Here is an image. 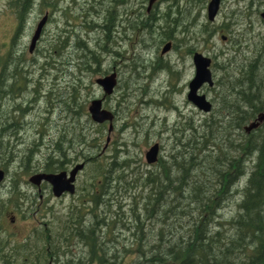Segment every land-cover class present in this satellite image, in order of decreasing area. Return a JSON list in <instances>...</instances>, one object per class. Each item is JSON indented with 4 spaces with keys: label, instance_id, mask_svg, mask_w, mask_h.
<instances>
[{
    "label": "trees",
    "instance_id": "obj_1",
    "mask_svg": "<svg viewBox=\"0 0 264 264\" xmlns=\"http://www.w3.org/2000/svg\"><path fill=\"white\" fill-rule=\"evenodd\" d=\"M86 1L87 8L75 11L85 24L73 25L74 61L67 79H61V68L51 71L42 62L33 83L11 81L16 92L24 89L25 94L20 98L11 91L7 98L4 64L25 59L0 53V168L8 171L16 162L14 169L19 165L25 174L38 168L50 172L81 157L90 172L84 200L64 215L46 207L41 226L21 244L10 245L0 225V264H264V119L249 132L244 129L264 113V37L251 41L249 29L232 31L229 55L219 51L220 64H212L218 72L213 73L211 112L197 126L184 117L168 128L166 154L152 168L142 158L133 159L126 143L112 145L113 159L103 163L99 137L91 134L103 125H96L85 109L93 93L92 76L106 72L100 67L103 53L114 50L111 44L118 37L129 42L134 36L132 48L157 52L165 39H175V46L182 39L188 44L197 39V31L207 40L213 30L197 18L205 0H172L164 13L167 25L147 34L134 29L129 11L119 17L118 5L125 0ZM196 4L197 14L192 13ZM99 18L102 24L94 20ZM120 19L124 29L117 26ZM79 28L95 37L83 36ZM175 33L182 38H174ZM157 63L169 75L177 73L172 62ZM46 79L50 85H44ZM81 87L91 88L83 102ZM33 112L37 116L30 122L26 117ZM32 123L34 132L25 133ZM52 126L56 136L48 146L43 139ZM143 131L135 135L147 143L150 130ZM94 132L103 136L101 130ZM21 189L14 172L0 214L11 202L20 215L36 213L32 204L37 196ZM23 199L24 208L19 204ZM231 200L232 212L225 216L222 211Z\"/></svg>",
    "mask_w": 264,
    "mask_h": 264
},
{
    "label": "rangeland",
    "instance_id": "obj_2",
    "mask_svg": "<svg viewBox=\"0 0 264 264\" xmlns=\"http://www.w3.org/2000/svg\"><path fill=\"white\" fill-rule=\"evenodd\" d=\"M70 1V0H69ZM172 0L165 1L164 3H160V8L164 9L169 7ZM248 1V0H246ZM86 0H76V2L69 3L73 16V22L75 23L82 22L83 20L79 16H75L79 13L80 7L87 8L88 5L86 4ZM180 2V0H179ZM208 0L204 1V7L200 8L199 16L197 15L198 21H204L209 24V28L213 30V33L208 37L207 40L203 39L202 36L197 34V39H189L187 42L191 45H193V50L199 51L203 53L204 55L211 58V64L210 69L213 73L218 72V70H214L212 68V64L217 62V65H219L221 61L220 53L223 54V56L229 55V51L232 49L231 45V33L232 31L236 32H242V31H248L246 30V27L249 26V31L247 35L251 37V41H253L252 38L261 40V37H264V20L260 17L258 11L260 12L263 10V5L258 3L256 0H249V9H248V15L244 14L242 8L244 4L242 1L239 0H222L219 12L215 18L214 21L210 22L207 20L206 16V4ZM127 6H132V0H127L126 3ZM202 5V3H201ZM200 5L196 4L193 8L192 13L197 14V9ZM120 7V4L118 5ZM258 8L257 12L253 15H250V8ZM36 14L42 15L44 11L48 8L46 6H42L41 9H38V6H35ZM122 11V8L119 9ZM1 11H8V6L5 5V3L0 1V53L2 54L6 46L8 44V40L12 38L13 27L17 24V21L10 18V20H3V16L1 15ZM232 11L239 12L235 13L236 15H232ZM33 13L30 18L28 19L29 22H32V18L34 17ZM119 13V17L121 16V12ZM188 14V13H187ZM59 17V13L57 14ZM230 15V16H229ZM232 15V16H231ZM250 16L252 25H248L250 22ZM194 18V17H193ZM191 18V19H193ZM97 23L102 24V19H94ZM28 22V21H27ZM55 22L51 24L54 25ZM135 23V22H134ZM240 23V25L235 26L233 24ZM229 24V25H228ZM195 24H193L190 28H195ZM9 28V32L6 31V29ZM79 33H81L83 36L90 38L95 37V34L93 32L87 33L79 28ZM220 30L217 34L216 31ZM118 32V31H117ZM115 32V33H117ZM158 33V32H157ZM103 33L100 34L102 36ZM221 34H225L226 38L224 39V42L221 40ZM114 35V34H113ZM194 35V33H193ZM29 27L26 23V25L23 27L19 35L16 37V42L14 47H18L19 45L29 44ZM172 37V36H171ZM135 38L134 36L131 37V39L128 41H121V39L118 37L115 44H111L114 46V50L109 53H103V61L100 65L102 67L103 71H106L105 73L108 74L112 71H115L117 74V78L119 79L118 84L119 88H115L113 93L110 95L104 96L103 99V107L107 110H113L117 112V118L114 131L111 133H108L106 126H100V129H97L96 127H93L91 130L92 137H99V150L101 152V160L103 163H107L110 160H112V153H111V146L115 145L116 148L123 147L122 144L126 143V149L127 151L132 155V158L137 160L139 158H142L145 164H147L150 168H152V164H148L145 161L144 158V152L148 149V147L153 144L154 142H158L160 146V153L159 156H164L166 154L167 150V141H166V131L168 128L172 126L173 122L176 121H183L184 117L191 118V121L194 123L195 126H197L204 116H207L208 114L203 113L202 111L198 110L191 102H189L186 98V93L188 91V82L192 78L194 73V66L192 62V55L188 51V47L185 46L186 43L184 42V39L177 40V43L179 45L175 46V39H165L163 42H161L157 48V52L154 48H150L149 50L139 52L138 50L131 48V45L135 41L132 39ZM174 38L180 39L181 36H177V34H174ZM73 40V37H72ZM126 40V39H125ZM171 41L173 43V48H171L169 51L165 53H161L160 50L162 46L167 42ZM138 47V46H137ZM143 48V47H141ZM223 48H226L227 50H223ZM251 48V47H250ZM72 50V62L73 59V49ZM143 50V49H141ZM223 50V52H221ZM70 51V50H69ZM138 51V52H137ZM220 51V53H218ZM28 52V51H27ZM69 52H63V54L67 55ZM157 53V54H156ZM28 54V53H27ZM25 54L26 60L30 61L31 57L37 53H29V55ZM49 54H53L51 51H49ZM163 55V56H162ZM157 56L159 57V60H156ZM163 57V58H162ZM60 59V58H59ZM169 61L172 62L174 65V70L177 71V73L169 75L166 71L164 65L162 63H157L158 61ZM177 64H174L173 62H177ZM144 65V66H143ZM152 65H155V69H153ZM163 65L162 67H160ZM152 67V68H151ZM160 67V68H159ZM47 68L51 71H54L61 68L60 65H57V67H50L47 66ZM71 68V67H69ZM67 67L61 68L63 70V77L61 79H67V74L70 72L71 69ZM135 68V69H134ZM11 71V70H10ZM97 73L93 77L94 81V88L92 95L88 98L86 102L85 109L87 110V106L91 99L93 98H100L104 95L101 87L95 83V78L98 76H102L105 74ZM27 74V73H26ZM10 75V74H9ZM51 75L48 76L47 79L50 80ZM47 79L44 82V85H50L51 81H47ZM213 79L215 80V75H213ZM23 85V84H21ZM212 87L208 85H203L200 89V93H204L206 97L211 101L212 97ZM91 88L87 87H81L80 95H81V102L85 98L89 96ZM18 91V90H17ZM24 89H19L17 93L20 94V98L25 94V92L22 93ZM109 97V98H107ZM18 98V99H20ZM28 98V96H27ZM212 102V101H211ZM213 103V102H212ZM165 106H163V105ZM43 102H40V106H43ZM172 105H175L176 108H174ZM10 108V105L8 102H6L5 106L3 107V110H5V116L6 111H8ZM88 112V111H87ZM140 115L146 116L144 118L142 125H138L137 123L141 120ZM36 112H33L32 116L26 117L30 122L35 121ZM56 112L54 113V118H56ZM188 118V119H189ZM153 122L151 123V121ZM93 121V120H92ZM5 122V119H4ZM94 122V121H93ZM96 125L98 123L94 122ZM166 124V126L163 127V124ZM87 126H85L86 128ZM98 127V126H97ZM24 128L26 126L24 125ZM35 125L32 123L31 127H27L25 129V133L31 134L35 130ZM166 129V130H165ZM97 130L103 131V136L100 135L98 132H94ZM143 130H150V132L147 134V143L143 141V136L137 137L135 135V131H142ZM24 133V134H25ZM140 133V134H141ZM55 127H49L47 129V134L44 136L43 141L46 145L50 146L51 144V138H55ZM107 136H109V141H106ZM113 143V144H112ZM46 149V146H43ZM87 151V150H85ZM72 156V154H70ZM118 160L119 157H117ZM84 162L85 165L83 169L78 173L76 178V191L74 194H66L60 197L53 196L51 192V187L47 182H42L40 187L31 184L28 181V177L36 172H40L43 170L33 169L30 173H23L22 169L19 167L14 169L16 167V162H13L11 165H9L8 171L6 170V177L3 180V182L0 184V200L3 201L5 199L6 201L9 199L8 195V183L9 179L12 178V174L14 172H17L19 181L22 184V191L24 193L30 194V195H36L37 198L35 202L32 204V207L35 209L36 213L34 215L36 216V219L33 217L34 215H26V212H21L20 215L12 206V202L8 203L5 206V211L3 214H0V225L2 228V232L5 234H8L11 238L10 245L14 244H21L25 237L28 236L32 229L36 226H41L42 224V218L40 217L44 211H46V207H50L52 210L55 211V214L57 215H64L67 214L68 208L74 204L75 202H81L84 200V197H82V193L85 191V188L88 185L89 182V176L90 172L87 167V163L81 158L77 157L75 159H72L67 163L63 168H59L55 171L50 172H56L60 170H67L71 166H73L77 162ZM2 162V161H0ZM3 169V168H2ZM46 172V171H44ZM0 201V204H1ZM6 201L5 204H6ZM19 202V201H18ZM25 200L19 204H22V207L24 208ZM234 206V201L231 200L228 202L227 206L223 209L222 213L226 216L228 213L232 212V208ZM102 214V213H101Z\"/></svg>",
    "mask_w": 264,
    "mask_h": 264
},
{
    "label": "flooded vegetation",
    "instance_id": "obj_3",
    "mask_svg": "<svg viewBox=\"0 0 264 264\" xmlns=\"http://www.w3.org/2000/svg\"><path fill=\"white\" fill-rule=\"evenodd\" d=\"M1 2L5 3V5L8 6V11H1V15L3 16V20H10L12 18L13 20L17 21V24L13 27L12 32V38L8 40V44L6 46L5 51L2 53V55H9V52H12V58L13 59H25V61H7L4 64V91L6 92V97L9 98L10 92L13 91V93L20 97V94L16 92L14 88L11 87L10 83L11 81H15L16 79L18 82L20 81L23 85L25 80L29 81V84L33 83L35 79L37 78L38 74V66L42 62L44 65L50 66V67H57V65H60L61 68L67 67L69 68L73 62H72V50L69 48H73V40L72 37L74 35V29H73V13L69 3H72V0H0ZM168 0H155L152 2L150 7L148 6L149 0H132V6H127V0H125L124 4L120 3V7H118V12H121L119 9L122 8V11H129L130 16L133 17L134 29L136 31H139L141 33H148L149 31H155L159 32L161 27H165L168 23V19L164 18V13L167 11V8L161 9L160 3H164ZM222 1V0H221ZM242 1L244 4L242 10L244 14L248 15V9L249 0H239ZM258 3L262 4L264 3V0H256ZM29 3L26 7V4ZM221 5V3H220ZM35 6H38V9L40 10L42 6H46V9L42 15L36 14ZM220 9V7H219ZM258 8H250V15H253L256 13ZM264 11L261 10L258 11L259 15L260 13ZM34 14V17L32 18V22H29L30 16ZM59 13V17L58 14ZM236 11H232V15H236ZM231 15V16H232ZM230 16V15H229ZM130 17V18H131ZM45 18L44 23L41 27L39 36L37 40L34 43L33 49L30 50V43H31V37L39 24V22ZM250 16V22L248 25L252 23ZM28 21V22H27ZM54 23V25L51 26V24ZM29 27V44H23L19 45L18 47H14L16 42V37L19 35L23 27L26 25ZM126 23H124V20H119L118 25L120 29L125 28ZM229 25V24H228ZM235 26L240 25V23L233 24ZM252 25V24H251ZM253 27V25H252ZM246 29H249V26L246 27ZM7 32H9V28L6 29ZM216 31V30H215ZM220 30H217L215 34H217ZM58 35H61L60 40H58ZM221 36H225V34H221ZM221 37V40L224 42V39ZM185 46H189V43ZM60 48V55H58L57 48ZM132 48V46H131ZM171 48H173V43L171 42ZM170 48V49H171ZM194 48L191 47L189 53L193 55V52L196 50H193ZM70 50V51H69ZM223 50H227L226 48H223ZM221 50V52H223ZM28 51V52H27ZM49 51H51L53 54H49ZM69 52L67 55L63 54V52ZM37 53L31 54V53ZM28 53V54H27ZM33 55L31 57L32 61H27L25 54ZM163 56V55H162ZM60 58V59H59ZM163 58V57H162ZM177 62H173L174 64H177ZM11 70V71H10ZM27 73V74H26ZM47 73V71H46ZM10 74V75H9ZM106 74V73H105ZM27 75L28 77H24ZM104 75V74H103ZM119 79L117 78V83L115 88H119L118 84ZM28 88H32L31 85L28 86ZM103 95L102 98L104 99ZM109 98V97H107ZM163 105V104H162ZM165 106V105H163ZM174 108L175 105H172ZM166 107V106H165ZM111 112L114 114V117L111 121L112 129L109 132V121H105L101 123L103 126L107 127L108 133H111L115 129L114 123H116L117 118V112L115 109L111 110ZM141 120L137 123L139 126L142 125L144 118L146 116L140 115ZM153 120L151 121V123ZM176 122H173L175 124ZM166 126V124H163V127ZM72 167V166H71ZM70 168L67 169L69 171ZM67 193H63L60 197L66 195Z\"/></svg>",
    "mask_w": 264,
    "mask_h": 264
},
{
    "label": "water",
    "instance_id": "obj_4",
    "mask_svg": "<svg viewBox=\"0 0 264 264\" xmlns=\"http://www.w3.org/2000/svg\"><path fill=\"white\" fill-rule=\"evenodd\" d=\"M155 0H149L148 6L152 4ZM221 0H208L206 4V16L207 20L212 22L215 20L220 7ZM260 17L264 20V11L260 13ZM45 18H43L37 25L30 43V50L33 49L34 43L37 40L41 27L44 23ZM225 38V36H221ZM171 48V41H167L161 48L160 52L163 54L169 51ZM192 62L194 66V73L192 78L188 82V91L186 93V98L191 102L198 110L203 113H209L212 110L213 104L206 97L204 93H200V89L203 85L213 86L214 79L212 71L210 69L211 58L204 55L199 51L193 52ZM95 83L99 85L104 93V95H110L113 93L116 83H117V74L115 71H112L108 74L98 76L95 78ZM88 112L91 119L96 123H103L109 121V132L112 129L111 121L114 117V114L103 107V98H93L88 104ZM264 119V113L258 115L256 120L250 122L244 127L246 132H249L251 129L257 127L259 123ZM106 141H109V136H107ZM160 146L158 142L151 144L147 150L144 152L145 161L148 164L157 162L159 157ZM85 163L77 162L75 163L69 171L60 170L56 172H36L31 174L28 177V181L40 187L42 182H47L51 186V192L53 196L60 197L63 193H68L69 195L74 194L76 190V177L79 171L84 167ZM5 179V170L0 168V184Z\"/></svg>",
    "mask_w": 264,
    "mask_h": 264
},
{
    "label": "bare ground",
    "instance_id": "obj_5",
    "mask_svg": "<svg viewBox=\"0 0 264 264\" xmlns=\"http://www.w3.org/2000/svg\"><path fill=\"white\" fill-rule=\"evenodd\" d=\"M186 16V15H185Z\"/></svg>",
    "mask_w": 264,
    "mask_h": 264
}]
</instances>
